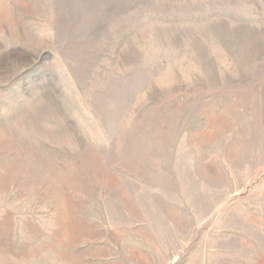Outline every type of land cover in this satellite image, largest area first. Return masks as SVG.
Wrapping results in <instances>:
<instances>
[{
  "label": "rangeland",
  "instance_id": "1",
  "mask_svg": "<svg viewBox=\"0 0 264 264\" xmlns=\"http://www.w3.org/2000/svg\"><path fill=\"white\" fill-rule=\"evenodd\" d=\"M0 264H264V0H0Z\"/></svg>",
  "mask_w": 264,
  "mask_h": 264
}]
</instances>
